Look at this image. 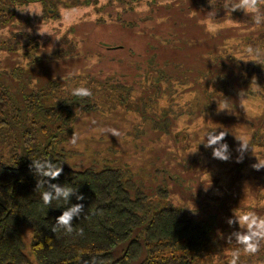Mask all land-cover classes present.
<instances>
[{
	"label": "rangeland",
	"instance_id": "374dc122",
	"mask_svg": "<svg viewBox=\"0 0 264 264\" xmlns=\"http://www.w3.org/2000/svg\"><path fill=\"white\" fill-rule=\"evenodd\" d=\"M10 1L0 0L2 9H6L7 19L16 12L15 21L10 20V27L4 29L24 31L25 38H20V44L0 47V78L6 79L3 74L11 72L20 63H26V53L33 52L40 60L27 63L28 73L48 80L54 74L57 82L67 86V91L75 83L79 86L89 83L98 91L95 97L99 101L95 108L81 112L75 121L72 132L76 131L80 137L75 146L69 143L73 133L68 134L63 154L66 163L76 169L96 166L98 162L101 165L117 163L129 166L147 192L162 186L163 178H166L169 199L175 205L192 215L202 212L207 216H217L220 224L216 241L211 244L210 251L206 250L193 264H230L237 251V264H264V242L255 255L244 253L235 237L229 241L232 233L243 230L238 221L233 225L227 222L230 218L235 219V213L247 211L264 216V198L259 197L257 188H253L246 179L263 173L264 182V168L256 170L253 167L259 163L258 159L264 161V94H243L245 88L240 77L243 72L247 79L254 81L264 69L259 61L253 63L258 55H248L245 51L251 46L264 53L261 47L264 44V25L258 28L259 38L256 33L255 40L250 39L244 32L247 31L245 24L244 31L238 30L233 18L234 22L227 24L230 17L223 9L217 11L218 5L213 7L212 0H195L194 15L190 10L184 11L191 0H64L63 5L59 0H45L51 9L48 14L44 12L41 1L24 5L16 0L15 7L9 5ZM79 1L84 4L77 6ZM211 7L213 9L209 10ZM58 10V18L45 20L44 14L51 16ZM193 16L198 19L206 17L209 28L195 26L191 22L196 20ZM80 19L86 22H74ZM183 20L188 22V27L179 26ZM40 27L45 32L42 35ZM86 27L97 30L92 32ZM162 27L168 31L159 32ZM4 29L3 34L7 31ZM221 30H226L228 35L218 41ZM33 33L40 37L43 45L31 50L22 39H31ZM176 37L175 44L172 38ZM187 37H190L188 41L185 40ZM3 38L0 34V41ZM106 39L111 43L100 46L106 43ZM77 46L82 52L86 48L90 52L83 62H79L80 56L73 52L72 48ZM107 46L120 49L113 67L107 66L109 62L104 59L108 55L106 50L103 55L102 49ZM182 47L189 50L186 53L191 58L200 52L206 55L207 62L220 63L221 72L228 71L231 66L235 68L236 77L234 80L230 77L228 86L213 84L218 81L212 83L213 77L208 74L207 80L212 83L208 94H213V97L207 99L212 105L207 112L201 113L207 94L203 92L201 82H192L188 79L190 71L183 69L185 52ZM152 57L156 61L152 63L153 67H149L147 61ZM165 59L171 60L172 69L168 70L176 74L174 79L183 85L174 82L168 86L160 76L162 81L142 77L154 71L153 68L159 69L158 65ZM102 65L107 69L102 70ZM123 74L125 88L131 89L133 84L135 89L125 90L120 94L122 96H118L105 85L108 78ZM260 77H264V73ZM153 80L156 87L145 89L153 85ZM110 128L118 129L120 136L117 138L106 131ZM214 130L216 134L220 131L227 133L223 142L229 145L231 152L228 161L213 158L216 146L205 147L207 133ZM255 132L259 134L253 138ZM237 138L246 140L250 147L241 162H237L241 155L237 149L242 141ZM257 184L264 195V184ZM226 195L229 197L225 198ZM21 230L25 251L32 261L40 264L31 253L32 227L23 224Z\"/></svg>",
	"mask_w": 264,
	"mask_h": 264
},
{
	"label": "trees",
	"instance_id": "16d2710c",
	"mask_svg": "<svg viewBox=\"0 0 264 264\" xmlns=\"http://www.w3.org/2000/svg\"><path fill=\"white\" fill-rule=\"evenodd\" d=\"M15 1L12 3L11 0L9 5L14 6ZM34 1L22 2L27 5ZM38 1L43 3L44 12L48 14L51 9L46 5V1ZM194 2L196 1L187 2L184 11L190 10L194 15L192 11ZM238 3L239 0H231L232 5ZM212 4L213 7L218 5L217 11L223 9L228 14L230 18L226 20L227 24L233 23V18L236 20L234 24L239 26L238 30L244 31L246 26L247 31L244 32L250 39L255 40L256 33L259 38L258 28L264 25V22L255 23L256 13L245 12L242 9L233 11L231 7L226 9L224 0H212ZM1 5L0 2V34L4 38L0 41V47L20 44V38H25L24 31H17L16 28L4 29L10 27L8 25L10 20L15 21L16 12L7 19L6 9H2ZM259 14L264 15V3L259 6ZM59 15L60 10L51 16L44 14L47 18L45 20H54ZM194 18L196 20L191 22L195 23V26L202 29L208 27L206 17ZM74 22L86 21L80 19ZM187 23L183 20L179 26L186 28ZM86 28L92 32L97 30L92 27ZM2 29L7 31L3 34ZM158 31L166 33L168 30L162 27ZM33 34L31 39H22L31 50L32 47L39 48L43 45L40 37ZM227 35L226 30H221L218 41ZM189 38L185 40L188 41ZM172 39L176 44L178 37ZM104 42L106 43H101L100 46L111 43L109 39ZM261 47L264 49V44ZM72 49L74 54L80 56L79 62L85 61L90 53L87 48L82 52L79 46ZM182 49L185 52V59L182 60L183 69L190 71L188 79L192 82H201L204 93L208 94L210 91L209 84L218 81L213 84L224 83L228 86L231 82L230 77H233V80L234 76L236 77L235 68L232 66L228 71L221 72L220 63L207 62L206 55L200 52L191 58L190 54L186 53L189 50L184 47ZM105 50L108 57L104 59L109 62L107 66H115L113 61L120 49L107 46L102 49L103 55ZM25 56L26 63H20L13 67L11 72L3 74L6 75V79L0 78V264H36L25 251L21 230L23 224L32 227L31 253L40 264H84L93 256L97 258V264H193L206 250L210 251L211 244L216 241V231L220 224L217 216H207L202 212L199 215H192L175 205L169 199L170 192L167 188L169 184L166 178H163L162 186L147 192L134 177L129 166L117 163L101 165L97 161L99 164L96 166L76 169L66 163L63 158L66 152L64 143L68 134L73 133L75 121L81 112L95 108L96 102L99 101L95 97L98 91L88 83L84 86L91 89L92 96L84 98L73 96L71 91L79 87V83H75L73 88L67 91V86L60 81L57 82L58 78L54 74L49 80L33 76L26 70L27 63H37L40 59L33 52H27ZM263 57L264 53L260 51L253 63L257 64L259 61L264 66ZM217 58L222 62L221 58ZM155 61L156 58L152 57L146 64L153 67L152 63ZM102 66V70L107 69V66ZM158 67L159 69L153 68L154 71L142 77L156 80L162 78L168 86H172L174 82L181 86L182 83L174 79L177 75L168 70L172 69L171 60L165 59ZM209 73L213 77L212 83L207 80ZM241 73V82L245 88L243 94L251 95L254 92L264 94V77H260L264 69L254 81ZM124 77V74L115 75L111 77L113 81L108 78V84L105 86L113 89L118 96L124 94L125 90L135 89L133 84L130 86L131 89L125 88ZM153 87H156L154 80L153 85L145 89L152 90ZM207 94L201 113L212 108L209 103L211 101L207 102V99L212 98L213 94ZM258 134L255 132L253 138ZM33 160H51L61 165L62 174L57 179L50 180V183L77 190L76 195L83 194L85 199L79 201L76 195H73L67 201L61 198L53 200L50 205H45L41 194L47 190L45 179L49 178L34 174L30 169ZM262 174L246 179L251 182L253 188H257L259 197L264 198L263 191L257 184V182L264 184ZM38 181L41 182V187L37 189ZM231 184L235 185L233 182ZM227 197L229 196L226 195L225 198ZM77 203H82L85 207L84 213L74 218L73 231L68 233L64 229H59L54 233L51 229L56 218L62 215L66 208Z\"/></svg>",
	"mask_w": 264,
	"mask_h": 264
},
{
	"label": "clouds",
	"instance_id": "9594fccd",
	"mask_svg": "<svg viewBox=\"0 0 264 264\" xmlns=\"http://www.w3.org/2000/svg\"><path fill=\"white\" fill-rule=\"evenodd\" d=\"M261 3H264V0H239V3L236 5L231 4V0H224V7L228 9L229 7L232 10L242 9L245 12L256 13L254 15L255 23L259 24L264 22V15L259 14V6ZM40 34H44L45 32L41 31V27L39 29ZM248 55H259L260 50L254 49L249 46L246 50ZM71 94L76 97H90L92 96V91L90 88L85 86H79L72 89ZM220 108V103H219ZM112 136L119 137L120 132L118 129L110 128L107 129ZM227 133L225 131H220L219 134H216V130L209 131L206 135L205 147L213 148L212 156L214 159H219L222 161H228L231 158V152L229 149V145L224 143ZM80 137L76 133H73L71 138L69 139V143L75 146L78 143ZM242 141L239 148L237 149L240 152V156L237 159V162H241L243 159V154L249 150L248 142L242 138H237ZM259 160V163L254 164L253 167L256 170L264 168V161ZM30 169L34 172V174L38 177L49 178L45 179L47 182V190L41 194L42 201L45 205H50L53 200H59L63 198L65 201L69 200L71 196L76 195L77 190H74L70 187L61 186L59 184L50 183V180H55L63 172V168L61 165L57 163H53L51 160H33L30 165ZM41 187V182L38 181L37 189ZM76 199L79 201H83L85 196L83 194L76 195ZM84 204L77 203L72 204L70 207L66 208L63 211L62 215L56 218V222L52 227V231L55 233L59 229H64L68 233L73 231V221L74 218L80 217L82 213H84ZM238 221L240 228L243 231L234 232L229 237V241L232 240V237H235V241L237 244L242 246L243 252L249 255H255L261 247V243L264 242V216L258 215L254 211H247L243 214L235 213V219H229L227 222L229 225H233ZM83 232L81 231V235ZM239 260V251L233 254V258L230 261V264H237ZM84 264H97V258L95 256L91 257L89 260L85 261Z\"/></svg>",
	"mask_w": 264,
	"mask_h": 264
},
{
	"label": "flooded vegetation",
	"instance_id": "af4514ba",
	"mask_svg": "<svg viewBox=\"0 0 264 264\" xmlns=\"http://www.w3.org/2000/svg\"><path fill=\"white\" fill-rule=\"evenodd\" d=\"M20 1L22 2L23 0H20ZM43 1H45V0H43ZM77 1H78V0H77ZM37 2L40 3L38 0H35V3H37ZM64 2H65L64 0H59V4H60V5H63ZM42 4H43V3H42ZM69 4H70V3H69ZM69 4H68V5H69ZM81 4H84V3L79 1V4H78L77 6H80ZM77 6H76V7H77Z\"/></svg>",
	"mask_w": 264,
	"mask_h": 264
}]
</instances>
